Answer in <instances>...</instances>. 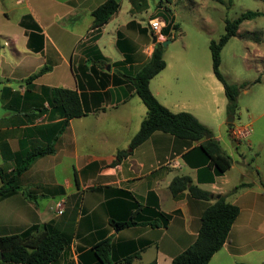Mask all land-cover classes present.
<instances>
[{"label":"crops","instance_id":"1","mask_svg":"<svg viewBox=\"0 0 264 264\" xmlns=\"http://www.w3.org/2000/svg\"><path fill=\"white\" fill-rule=\"evenodd\" d=\"M105 1L0 0V185L22 155L59 133L55 151L38 157L21 174V189L0 196V235L52 222L71 241L48 264H102L91 248L106 238L113 245L109 257L117 264H170L196 239L206 207L224 195L240 212L208 264H264V179L258 177V166L252 169L257 175L243 173L241 183L248 184L233 191L237 184L227 177L233 161L218 174L200 150L201 140L157 130L130 147L147 114L131 77L150 59L157 42L169 40L164 27L153 31L151 19L161 17L164 26L172 20L175 37L172 3L177 0L156 1L154 10L149 0H117L118 11L94 27L92 12ZM186 48L169 58L164 52L166 66L149 87L171 111L194 114L227 152L224 86L213 71L212 56L209 61L206 53ZM43 67L40 76L26 82ZM42 86L77 90L88 111L70 118L59 132L63 118L50 119L48 111H40L50 107ZM234 127H228V137ZM234 141L237 146L241 140ZM119 150L130 154L117 160ZM177 175H189L212 192L211 199L194 198L188 189L174 196L169 185ZM61 198L66 205L58 214L54 206ZM136 204L169 213L171 219L166 226L116 229L111 220L127 219ZM134 253L140 255L130 263L122 260Z\"/></svg>","mask_w":264,"mask_h":264},{"label":"trees","instance_id":"2","mask_svg":"<svg viewBox=\"0 0 264 264\" xmlns=\"http://www.w3.org/2000/svg\"><path fill=\"white\" fill-rule=\"evenodd\" d=\"M119 9L117 0H106L92 12L94 16L93 26H99L107 22ZM259 11H246L237 18L226 20L224 33L216 40H210L212 67L215 75L221 81L227 97V114L234 116L238 110V95L241 87L236 83L229 82L220 70L221 50L229 39L238 33L240 24L259 15ZM171 23L164 26L163 32L171 39ZM177 28V25H174ZM247 37H257L256 33H244ZM164 45L157 42L150 59L131 77V83L136 94L147 107V114L142 120L137 133L130 141V147L135 148L146 141L153 132L161 130L179 138L188 140H201L200 150L204 152L212 167L218 174L227 171L232 165V157L222 149L219 141L214 137L213 131L202 123L194 114L188 111L173 112L163 105L153 94L149 87L150 80L166 66L163 57ZM45 67L30 75L26 82L40 76ZM41 91L49 103V109L43 107L40 111H48L50 119L63 118L60 122L59 132L65 128L68 120L73 117L84 115L88 110L84 108L77 90L66 87L42 86ZM230 125H232L230 123ZM56 134L44 147H35L22 155L15 166V170L9 178L3 179L0 185V196L21 189L19 179L21 174L40 156L51 154L55 151ZM130 154L128 150H119L117 160H122ZM242 182L236 185L233 191L246 186ZM264 186V182L262 183ZM174 196L188 189L190 195L198 199H211L212 192L200 188L193 183L189 175L175 176L169 185ZM23 191L28 197H32L29 190ZM240 212L238 205L230 203L224 195L206 207L201 216V224L194 242L182 252L173 257L170 264H208L213 254L219 250L227 240L229 231ZM171 219L169 213L154 210L151 207H141L136 204L135 210L124 220H111V224L118 230L136 224H149L152 226H166ZM71 236L61 232L52 222L42 226L34 224L28 228L14 233L0 235V264L15 262L20 264H48L57 261L63 251L69 248ZM92 251L102 264H117V260L109 257L113 245L109 238L98 241L92 245ZM139 253L126 256L122 259L130 263ZM150 264H156L152 261Z\"/></svg>","mask_w":264,"mask_h":264},{"label":"rangeland","instance_id":"3","mask_svg":"<svg viewBox=\"0 0 264 264\" xmlns=\"http://www.w3.org/2000/svg\"><path fill=\"white\" fill-rule=\"evenodd\" d=\"M156 1L160 0H149L150 10H154ZM172 10L178 27L174 28L175 37L169 39L171 41L164 49L167 58L182 53L191 45L199 53H206L209 61L210 40H217L224 33L227 19L233 20L246 11L260 12L256 17L244 20L238 33L224 45L220 70L229 82L244 85L231 124L247 125L251 129L247 139L237 146L232 143L227 131L232 115L227 114L225 96L223 140L234 164L227 177L232 184L238 185L244 178L243 173L255 177L257 172L252 169L258 166V177L264 179V0H177L172 3ZM253 32L256 38L244 35Z\"/></svg>","mask_w":264,"mask_h":264},{"label":"built area","instance_id":"4","mask_svg":"<svg viewBox=\"0 0 264 264\" xmlns=\"http://www.w3.org/2000/svg\"><path fill=\"white\" fill-rule=\"evenodd\" d=\"M164 24L165 22L161 17H156L150 20V27L155 32L161 31L164 27ZM250 132L251 129L249 128V126H236L231 130L232 136L237 140L246 139L249 136ZM168 165H175V162L169 161ZM65 205V198H61L55 203L54 209L58 214H62L64 212Z\"/></svg>","mask_w":264,"mask_h":264},{"label":"water","instance_id":"5","mask_svg":"<svg viewBox=\"0 0 264 264\" xmlns=\"http://www.w3.org/2000/svg\"><path fill=\"white\" fill-rule=\"evenodd\" d=\"M170 41H171V40H166V41H164V42H163L164 47H167V46H168V43H169ZM233 120H234V117H233V116H230L229 119H228L229 122H232ZM229 139L232 141V143H233L234 145H236V142L234 141V138H233L231 135H229Z\"/></svg>","mask_w":264,"mask_h":264}]
</instances>
